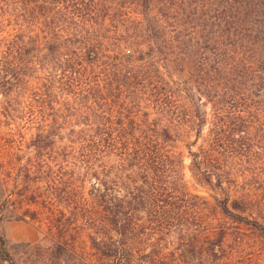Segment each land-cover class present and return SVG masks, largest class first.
<instances>
[{
    "label": "trees",
    "instance_id": "obj_1",
    "mask_svg": "<svg viewBox=\"0 0 264 264\" xmlns=\"http://www.w3.org/2000/svg\"><path fill=\"white\" fill-rule=\"evenodd\" d=\"M22 1L44 26L48 83L62 95L69 121L82 127L76 133L71 126L65 138L36 134L39 169L17 170L14 191L0 204L11 207L14 221L58 229L48 211L64 199L76 219L68 234L56 230L57 248L85 229L104 264H163L164 257L135 250L148 229L140 215L161 224L162 204L192 196L186 169L216 180L221 214L244 211L223 188L234 178L207 168L212 155L200 150H248L250 142L234 139L249 136L264 114V0ZM202 98L211 106L209 124ZM4 245L0 238L8 261Z\"/></svg>",
    "mask_w": 264,
    "mask_h": 264
},
{
    "label": "rangeland",
    "instance_id": "obj_2",
    "mask_svg": "<svg viewBox=\"0 0 264 264\" xmlns=\"http://www.w3.org/2000/svg\"><path fill=\"white\" fill-rule=\"evenodd\" d=\"M36 17L22 0H0V204L13 193L17 170L28 166L35 173L39 169L32 146L36 134L43 130L44 136L65 138L71 126L76 133L82 127L69 121L62 95L48 83L50 57L40 40L44 26ZM201 100L209 124L211 106ZM251 125L249 136L234 137L244 146L250 142L248 150H200L212 155L207 168H218L234 178L223 188H229L244 211L234 212L236 217L221 214L214 199L223 195L212 187L216 180L210 184L203 177L192 178L186 169L184 180L192 196L162 204L161 224H152L148 212L140 215L148 229L135 240L137 252L143 249L162 256L163 264H264V114L258 113ZM208 128H203L200 139L207 136ZM227 139L233 140L231 135ZM200 145L201 141L196 147ZM181 151L188 167L187 150L182 146ZM44 160L47 175L54 169L50 148L44 151ZM44 182L47 190L48 181ZM48 212L56 228L68 234L76 217L65 200ZM12 214L11 207L0 206V238L8 254V261L0 254V264H104L91 250L85 229L69 235L57 248L58 229L46 231L28 221H14Z\"/></svg>",
    "mask_w": 264,
    "mask_h": 264
}]
</instances>
